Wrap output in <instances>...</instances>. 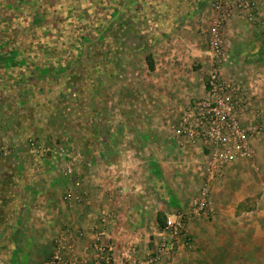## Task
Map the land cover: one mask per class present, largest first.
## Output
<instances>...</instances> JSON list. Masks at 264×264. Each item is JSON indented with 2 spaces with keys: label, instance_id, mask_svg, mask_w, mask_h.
Returning <instances> with one entry per match:
<instances>
[{
  "label": "crops",
  "instance_id": "0c3cea01",
  "mask_svg": "<svg viewBox=\"0 0 264 264\" xmlns=\"http://www.w3.org/2000/svg\"><path fill=\"white\" fill-rule=\"evenodd\" d=\"M101 1L103 0H0L1 143L8 146L13 136L17 138V135L27 134L30 128H35L36 132L43 130L42 124L32 128L37 120L34 119L33 122L28 116L20 115L21 111H25L23 105H28L20 104L17 100L20 88H23L21 84L26 82L22 74L29 66L37 71L46 70L45 64L49 61L48 72L56 74V80L60 76L67 81L69 72L64 70L63 65L66 63V56L69 58L70 55H75V51L73 48H66L65 43L73 40L72 38L79 41V37L85 41L90 39V29L84 27L89 22H95L94 26L104 25V30L111 23L115 28H122L129 19V34L135 35L140 41L144 36L150 38L149 32H155L152 25L157 26L154 28L156 32H162L168 38L171 36L173 43H177L178 50L171 51V56L181 55V61H186L184 58L190 56L191 52H196V43L206 40L214 17L209 14V0H114L111 7L106 3L104 6L102 3L100 5ZM107 9L112 10V13ZM95 11L103 12L92 18ZM107 14H112L113 17L108 18ZM99 16L101 17L98 18ZM231 20H227L223 27L230 35L233 33L230 29ZM87 30L89 32L86 33ZM121 39L120 32L119 40ZM191 42L194 43L192 48ZM132 52L131 56L137 55ZM142 65L146 66L145 62ZM162 72L168 74L167 78L173 77L172 80L161 82L172 98L176 99L187 93L191 84L185 82L182 76L184 64L175 66L168 62ZM20 79L24 81L21 82ZM56 80L50 78L49 85L64 84L62 82L60 85V80ZM31 82H34L36 88L34 78ZM46 85L42 82L39 87L49 88ZM200 94H203L202 97L206 95L203 85ZM31 101L33 105H37V99ZM138 134L146 137L145 150L139 145V139L126 148L112 145L108 147L116 160L104 162L101 158L98 161L93 168L95 176L87 177L89 180L84 183L83 189L88 194L80 204H64L61 200L62 190L55 184V178H51L48 173L41 172L40 176L31 179L23 174V164H26L23 159L18 160V164L0 159V187H6V190L0 189V264H41L53 256L55 241L61 236H65L67 250L70 252L66 250L62 255L81 256L84 251L89 250L93 235L100 226L99 219L103 216L109 223L114 222L110 233L118 238L119 243L134 242L137 257L143 259L150 249L152 236L159 227L157 216L177 214L169 206L170 199L175 197H170L162 190L154 191L152 187H157L159 183L169 185L181 180L184 165L181 166L179 162L162 164V160H158L157 154L163 156L165 153L163 160L172 157L169 152L176 155V150L165 144L161 132L151 129ZM259 144L255 143L256 153L259 165L264 170V141ZM126 152L131 156L130 166H126L128 164L122 161L120 155ZM139 153L145 157L144 161H138ZM198 153L200 165L206 154V148L201 144ZM135 155L134 161L132 158ZM155 157L157 162L152 160ZM125 167L130 172L124 171ZM155 167L159 168L161 174L157 179L153 173ZM245 167L246 163L234 164L225 171L224 176L232 180L242 179ZM15 169L21 170L17 176L14 175ZM115 171L122 176H118ZM184 178L188 179L187 184L192 182L196 185L194 177ZM201 184L202 176L199 174V187ZM220 186V182L213 184L211 198L214 203L215 196L221 190ZM243 199L221 209V214L211 223L205 217L188 222L186 230L193 242V249L180 248L173 257H164L159 264H264V191L256 200L255 211L247 213L237 210ZM225 216L228 218L227 223L220 219Z\"/></svg>",
  "mask_w": 264,
  "mask_h": 264
},
{
  "label": "rangeland",
  "instance_id": "374dc122",
  "mask_svg": "<svg viewBox=\"0 0 264 264\" xmlns=\"http://www.w3.org/2000/svg\"><path fill=\"white\" fill-rule=\"evenodd\" d=\"M253 1L256 3L258 13L255 21L249 23L230 14V20L232 19L230 29L233 33L227 34L228 31L223 29L222 53L219 56L213 55L208 34L206 40L196 43L194 48L197 49L196 52L193 51L190 56L184 58L186 61H181V55L171 56V51L178 50L177 43H173L171 36L168 38L164 33L156 32L154 28L157 26L152 25L155 32H149L150 38L144 36L140 41L134 37L135 35L130 36L129 19L122 28L120 26L115 28L111 23L104 30V25L94 26L95 22H89L84 27L90 29L92 34L90 39L85 41L79 37V41L72 38L73 40L65 43L66 48L74 49L75 55L65 58L64 70L69 72L67 81L60 76L57 79L60 80V85L62 82L64 84L49 85L50 78L56 80V74L48 72L49 61L45 64L46 70L37 71L29 66L30 69L27 68L23 72L22 76L26 82L21 84L23 88H20L17 100L20 104L28 105H23L25 111H21L20 115L28 116L33 122L34 119L37 120L36 126L32 125V128L42 124L43 130L36 132L35 128L33 130L30 128L27 134L17 135V138L11 137L12 144L8 146L0 142V159L12 161L13 164H18V160L23 159L26 163L23 164V174L31 179L40 176L41 172L48 173L51 178H55V184L62 190L61 200L64 204H80L88 194V191L83 189L84 183L89 180L87 177L95 176L93 168L98 161L101 158L104 162L116 160L108 147L112 145L126 148L139 139V145L145 150L146 137L138 132L152 129L161 132L165 144L176 150V155L169 152V156L172 157L166 160L162 158L166 156L165 153L163 156L157 154L158 160H162V164L179 162L181 166L184 165L181 180L169 185L159 183L152 189L159 192L162 190L170 197L173 195L175 198L170 199V209L187 216L192 203L199 196L202 185L199 187L202 163L199 165L198 151L199 144L203 146V143L191 142L179 132L186 110L204 98L200 90L212 65L218 61L221 64L223 82L240 84L251 97L252 111L241 112L243 125L246 129L260 127L262 133L251 141L254 150L253 160L251 162L235 160L230 165L246 163L242 179L232 180L223 175L214 182V185L220 182L221 190L219 194H215V203L212 198L210 199L212 212L205 218L211 223L221 214V209H226L233 202L237 203L241 198L244 199L239 203L237 210H244L247 213L255 211L256 200L264 191V170L259 165L255 147L256 142L261 145L264 141V0ZM113 2L114 0H103L99 4L102 3L104 6L106 3L111 7ZM212 4L213 0L207 1L210 16L211 14L215 16ZM107 10L112 13V10ZM101 12L95 11L92 18L101 15ZM107 16L113 17L112 14ZM210 29L211 26L208 29L209 33ZM236 49L238 50L234 56ZM132 51L137 55L131 56ZM253 53L255 54L252 55ZM144 62L146 66L142 65ZM168 62L175 66L184 64L182 76L185 82L191 84L187 93L176 99L172 98L166 86L161 84L173 79L167 78L168 74L162 72ZM32 78L35 79L36 88L34 82H31ZM19 81L23 82L24 79ZM42 82L49 88L39 87ZM32 99H37V105H33ZM120 155L122 161L128 164L126 166H130V153ZM144 158L142 154H138L139 162L144 161ZM132 159L135 161L136 155ZM152 160L156 161V157ZM125 168L124 171L130 172L129 168ZM155 168L153 173L157 179L161 174L159 168ZM19 172L21 170L15 169L14 175L17 176ZM64 173H67V176H63ZM115 173L122 176L116 171ZM185 176L191 179L194 177L196 185L192 182L187 184L188 179H185ZM0 189L6 190V187L1 186ZM226 216L220 219L227 223ZM190 221L199 220L188 219L186 225Z\"/></svg>",
  "mask_w": 264,
  "mask_h": 264
},
{
  "label": "built area",
  "instance_id": "2783aa9c",
  "mask_svg": "<svg viewBox=\"0 0 264 264\" xmlns=\"http://www.w3.org/2000/svg\"><path fill=\"white\" fill-rule=\"evenodd\" d=\"M212 9L215 16L209 33V45L216 57L222 53L223 27L230 14L251 23L258 13L253 0H213ZM203 86L205 97L186 110L179 132L191 142H202L206 148L201 170L202 185L189 214L166 215L163 226L153 234L150 249L143 259L137 257L134 242L120 244L118 238L111 235L114 222L109 223L103 216L99 219L100 226L89 250L81 256L65 257L62 254L67 250L66 239L61 236L55 241L53 256L42 264H159L164 257H173L180 248L193 249L192 240L186 232L187 220H200L212 212L210 199L214 182L224 175L233 161L253 160L251 141L262 133L261 128L253 124L254 127L250 129L243 125L241 112L252 111L251 97L240 84L223 82L218 61L212 65ZM63 176H67V173ZM67 252L70 253L69 250Z\"/></svg>",
  "mask_w": 264,
  "mask_h": 264
},
{
  "label": "trees",
  "instance_id": "16d2710c",
  "mask_svg": "<svg viewBox=\"0 0 264 264\" xmlns=\"http://www.w3.org/2000/svg\"><path fill=\"white\" fill-rule=\"evenodd\" d=\"M163 221H164V216L163 215H159L158 219H157L159 227L163 226Z\"/></svg>",
  "mask_w": 264,
  "mask_h": 264
}]
</instances>
